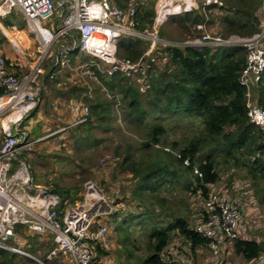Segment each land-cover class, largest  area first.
Returning <instances> with one entry per match:
<instances>
[{"label": "trees", "instance_id": "trees-1", "mask_svg": "<svg viewBox=\"0 0 264 264\" xmlns=\"http://www.w3.org/2000/svg\"><path fill=\"white\" fill-rule=\"evenodd\" d=\"M113 1L123 5L121 0ZM156 1L137 0L141 30L152 27ZM262 3L263 0H224L217 18L222 37H249L257 33L260 28L257 11ZM209 10L213 8L205 9ZM182 20L192 25L206 23L205 18L195 12L183 14ZM0 21L4 26L12 25L15 12L0 18ZM15 23L19 29L25 27L23 18ZM4 40L1 36L0 42ZM147 46V40L122 36L117 41L116 54L135 60ZM165 50L168 58L163 67L150 75V86L144 92L121 73L107 75L94 65L90 68L101 84L96 85L93 95H88L87 88L83 87L60 89L61 95L66 98L87 94L83 100L88 103L89 114L86 121L76 128L77 144L98 143L99 139L92 134V130L112 129V122L118 119L116 109L121 111L120 118L125 124L142 125L145 129V137L137 144L126 141L125 148L118 154L117 167L115 165L116 170L131 176L133 183L129 200L137 207L123 214L124 218L133 222H123V226L115 224L121 247L116 264H169L163 258V252L174 235L189 243L191 251L207 246L209 239L197 233L194 225L190 227L184 208L179 207L173 198L176 186L187 193L201 197L206 195L207 185L219 180L218 153L225 160H236L240 155L255 177L264 178V131L249 122L246 89L238 82L239 72L245 63V49L221 45L201 48L167 46ZM77 53L70 52V58ZM256 88L259 93L257 103L264 107V73ZM167 115L196 118L202 132L187 139L183 145H179L177 140L166 142L167 127L162 120ZM150 118H153V123L149 122ZM82 133L84 137H81ZM185 160L189 163L186 164ZM194 169L202 175L199 176ZM61 194L66 197L65 193ZM184 205L188 206L187 203ZM118 214L116 212L114 218ZM135 231H141V241L145 242L143 249L136 244L139 239L132 235ZM37 237L33 236L34 243L43 244ZM231 245L234 254L247 261L257 258L262 249L261 242L254 239L236 238ZM108 253L97 248L98 264H103L101 259ZM19 262L39 264L23 255L0 249V264Z\"/></svg>", "mask_w": 264, "mask_h": 264}, {"label": "built area", "instance_id": "built-area-1", "mask_svg": "<svg viewBox=\"0 0 264 264\" xmlns=\"http://www.w3.org/2000/svg\"><path fill=\"white\" fill-rule=\"evenodd\" d=\"M183 1L185 9L189 10L198 6L202 11L208 7L218 10L224 6V0ZM162 2L164 0H158L155 4L156 17L151 29L141 30L137 18V0H125L122 6L113 0H0L3 10L0 15L5 16L12 11L19 13L29 30L35 31L36 39L42 45V50H39L41 56L21 73L14 71V62L0 51V89L3 91L0 99L6 98L5 104L0 103V118L8 108L19 105L21 110H28L38 104L44 89L41 77L53 78L57 68L70 62L69 53L73 51L91 56L96 66L103 65L98 68L103 73H121L129 82L135 83L141 92L147 90L150 75L160 69V65H164L168 58L165 47L180 46L163 43L157 35L158 23L168 13L175 11L176 7L173 6V0H168L164 5H161ZM177 7L180 5L177 4ZM42 21H47L48 26L42 25ZM197 28L200 29L201 24H197ZM122 36L147 40L148 46L135 60L120 57L116 54V45ZM221 36L203 34L201 38L187 41V45L183 46L201 48L202 44L205 47L230 45L231 37L238 35L227 38ZM239 42L246 54L238 82L246 89L247 118L264 131V107L251 102L252 90L258 86L264 73V19L257 33L242 37ZM52 46L55 47L54 52L49 53V56H54V66L45 72L44 54ZM70 107L74 124L86 121L89 114L87 104L72 102ZM2 131L0 249L45 264L15 242L20 239V230L22 236L25 232L34 233L52 244L46 261L57 258L68 261L67 264H98L97 248L110 251L113 247L111 238L115 233V225L104 220L111 208L98 204L71 205L58 192L46 191L34 184L28 163L19 150L26 134L18 128L11 132L9 128L2 127ZM184 162L189 163L187 160ZM194 172L202 175L197 169ZM91 187V184H86V190L89 191ZM207 188L206 195L201 197L202 210L194 229L209 239L207 246L211 252V264H220L227 245L232 246L229 242L240 238V211L227 194L224 184L215 182L208 184Z\"/></svg>", "mask_w": 264, "mask_h": 264}, {"label": "rangeland", "instance_id": "rangeland-1", "mask_svg": "<svg viewBox=\"0 0 264 264\" xmlns=\"http://www.w3.org/2000/svg\"><path fill=\"white\" fill-rule=\"evenodd\" d=\"M121 1L124 2L125 0ZM167 1L164 0L161 5L166 4ZM157 2L158 0L155 4ZM177 4L180 5V7H177L180 9L168 13L157 25V35L163 43L183 46L187 45V41L201 38L203 34H208L210 37L221 36L217 19L221 13L218 10L202 11L199 6L189 10L185 9L186 5L183 0H173V6H177ZM155 10L156 5H154ZM193 12L206 20V23H200V29L197 28V24L184 23L182 20L183 14ZM257 14L261 23L264 19V0ZM15 18L20 20L23 17L17 14ZM42 25L48 26V22L42 21ZM16 31L20 33H13L15 36L8 35L10 42L3 43L0 46V51L14 62L15 65L12 66L14 71L21 73L25 72L41 56L42 45L36 39L37 34L35 31H30L26 23L23 29L17 27ZM231 38L229 40L231 46H241L239 40L242 37L232 36ZM203 42L204 40L202 39ZM203 45L202 47H204ZM54 48L52 46L50 51L44 54L43 68L45 72L51 70L54 66V56L52 54L49 56V53L54 52ZM94 63L95 61L91 56L78 52L72 59L70 58V62L67 65L57 68L53 78L44 79V76L41 77L44 89L40 94L38 104L28 110H21L19 105L13 109L8 108L1 115V118L5 119L12 115L14 111H20V115L17 117V122L20 124L18 128L26 134V137L23 143H20L19 150L28 163L34 184L39 185L46 191L54 190L62 198L61 192L65 193L66 203L71 205L91 206L98 204L104 208L110 207L111 212L105 215L106 218L104 220L107 219L113 225L123 226V222H133V220L124 218L125 215L123 214H126L129 210L133 211L137 207L134 202L129 200V193L133 183L131 176L128 173L121 172L119 169L116 170L117 162L120 158L118 154L125 148L124 145L127 140H130L135 145L143 139L145 137V129L142 125L135 127L125 124L123 119L120 118L121 111L116 109L118 119L112 122V129L106 131L102 128H95L92 130V134L99 139L98 143L94 145L76 143V140H78V130L76 129L78 124H74L75 119L70 106L72 102H82L88 105L83 98L87 94L93 95L96 85L100 83L98 78L92 74L90 68ZM96 67L101 68V65ZM161 67L163 65H160ZM69 86L87 88V94L82 93L78 97L66 98L63 94L61 95L60 89L65 90ZM256 87L252 90L251 102L258 104L257 97L259 93ZM162 121L167 127L166 142L177 140L179 145H183L187 139L202 132L201 124L193 117L167 115ZM149 122L153 123V118H150ZM21 125H25L29 129ZM10 131L13 132V128ZM84 136L85 134L82 133L81 137ZM2 139L3 131L1 128L0 143ZM166 148L170 149V147ZM216 160L218 161L217 170L219 173L217 183L224 184V187L232 190L231 194L234 200L249 201L252 207L258 208L257 213L259 214L260 222L251 215L248 217L250 219L243 220L242 225L244 231H247L249 227H255L257 226L256 223H260L258 230L262 246L258 257L248 262L234 254L230 246L227 245L221 255L220 264H264V178L255 177L251 173L249 165L245 164V159L240 155L236 160H225L223 155L218 153ZM87 183L92 185L90 192L86 190ZM174 193L175 197L173 198L172 196V198L179 207L184 208L183 210L190 221V227H192L201 214V196L187 193L179 187L177 189V186ZM86 195L87 197L85 198ZM185 203L188 206H185ZM252 207L247 206L253 211ZM238 209L242 212L241 205L238 206ZM116 212L119 214L117 218H114ZM139 232L141 233V231H135L132 235L138 237L139 242H136V244L143 249L145 242L141 241L142 238ZM18 233L20 239L15 242L36 257H39L45 264L68 263V261L64 262L62 259L46 261L47 252L52 248V244L43 240L42 236L37 237L39 241L43 242V244L40 243L39 245L33 241L34 233L25 232L26 234L23 236L20 230H18ZM117 238V233H114L111 238L113 247L108 251L107 255L102 257L101 261L103 264H116L119 260L121 247ZM163 254V258L169 264H211V252L208 248H202L201 246L195 251H191L190 244L178 235H174ZM208 259L209 261H207ZM19 264L23 263L19 262Z\"/></svg>", "mask_w": 264, "mask_h": 264}, {"label": "crops", "instance_id": "crops-1", "mask_svg": "<svg viewBox=\"0 0 264 264\" xmlns=\"http://www.w3.org/2000/svg\"><path fill=\"white\" fill-rule=\"evenodd\" d=\"M15 12V11H14ZM17 14L18 15H20L19 13H16L15 12V16H17ZM8 15V14H7ZM6 16V15H5ZM5 16H1L0 15V18H2V17H5ZM15 21H17V19L15 18ZM15 21H14V23H12V25H10V26H4V24L0 21V35L1 36H3L4 38H5V40L4 41H1L0 42V46L1 45H3V43H7L8 41L10 42V38H8L9 36L8 35H11V36H15L13 33H17V34H19L20 32L19 31H16V28H17V25H16V23H15ZM3 33V34H2ZM1 36H0V38H1ZM1 50V49H0ZM11 59V58H10ZM2 99H6V98H1L0 99V103L1 104H5V102H3V101H5V100H2ZM20 111H14V113L12 114V115H9L8 117H6L5 119H3V118H0V131H1V128L3 127L4 129H7V128H9L10 130L13 128V130L15 131L16 130V128H18V127H20V124L17 122V117H19V115H20V113H19ZM14 115H15V117H14ZM23 123V122H22ZM17 124H19V125H17ZM21 126H23V127H25V128H27V129H29L27 126H25V125H21ZM19 129V128H18ZM13 131V132H14ZM30 132V131H29ZM226 191H227V194L229 195V197H230V199L233 201V202H235V204L237 205V206H242V212H240V223H239V236H240V238H242V239H254V240H257V241H261L260 239H261V237H260V234H259V224L260 223H256L257 224V226H255V227H249V229L247 230V231H244V228H243V225H242V222H243V220H246V219H250V218H248V217H250L251 215H253L254 216V218L255 219H257L258 220V222H260V219L258 218L259 217V214L257 213L258 212V208H256L255 206L254 207H252L251 206V203L249 202V201H241V200H234V198H233V195L231 194L232 193V190H230L228 187L226 188ZM244 194V193H243ZM247 206H250V207H252V209H253V211L250 209V208H247ZM257 213V214H256ZM264 241V240H263ZM230 246V245H229ZM203 247H206V248H208V246H202V248ZM209 249V248H208ZM230 249L233 251V249H232V247L230 246ZM57 259V258H56ZM254 260V259H253ZM64 262H67L66 260H63ZM207 261H209V259L207 260ZM206 261V262H207ZM250 261H252V260H250ZM250 261H248V262H250Z\"/></svg>", "mask_w": 264, "mask_h": 264}, {"label": "bare ground", "instance_id": "bare-ground-1", "mask_svg": "<svg viewBox=\"0 0 264 264\" xmlns=\"http://www.w3.org/2000/svg\"><path fill=\"white\" fill-rule=\"evenodd\" d=\"M178 8H177V6L175 7V9L174 10H177ZM180 9V8H179ZM2 9L0 8V14L2 13ZM40 29V28H39ZM2 100H5V99H2ZM3 102H5V101H3ZM6 103V102H5Z\"/></svg>", "mask_w": 264, "mask_h": 264}]
</instances>
